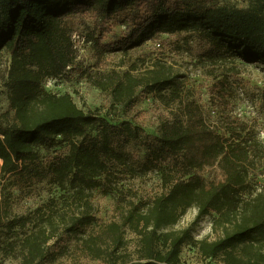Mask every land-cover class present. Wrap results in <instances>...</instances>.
Masks as SVG:
<instances>
[{
    "label": "trees",
    "instance_id": "trees-1",
    "mask_svg": "<svg viewBox=\"0 0 264 264\" xmlns=\"http://www.w3.org/2000/svg\"><path fill=\"white\" fill-rule=\"evenodd\" d=\"M239 1L247 6L223 0H0V56L3 51L9 56V108L0 113V229L26 225L12 217L14 195L8 189L47 180L64 193L61 208H52L42 226L26 233L23 264L50 260L49 243L60 224L66 233L76 234L97 223L90 212L95 190L108 195L126 178L158 167L152 158L138 168L124 150L141 137L140 127L85 112L71 94L44 89L50 79L69 78L78 63V45L93 48L99 69L86 78L110 97L113 112L133 114L140 93L155 94L168 109L158 118V144L172 155L160 171L162 192L147 202L129 201L122 223L106 226L113 245L109 255L126 246L122 229L128 227L139 239L137 259L116 257L110 264H181L186 245L195 246L205 264H264V190L252 186L256 173H264V143L227 139L209 124L201 107L184 98L183 77L166 61L134 73L135 64L128 71L109 70L107 60L110 54H129L160 34L185 32L190 42L209 46L197 62L209 58L221 64L230 54L250 64L264 62V0ZM77 15L93 20L87 35L71 26L70 18ZM115 25L125 27L126 33L105 42ZM213 68L211 100L220 110L232 97L229 76L239 75L240 69L236 64L226 71ZM57 143L65 144L68 153L43 159L42 150ZM214 150L224 152L234 168L198 204L196 153L208 156ZM194 207L198 214L193 225L212 216L213 230L220 232L217 240H196L191 227L172 230ZM97 240L84 239L81 250L99 257Z\"/></svg>",
    "mask_w": 264,
    "mask_h": 264
},
{
    "label": "rangeland",
    "instance_id": "rangeland-1",
    "mask_svg": "<svg viewBox=\"0 0 264 264\" xmlns=\"http://www.w3.org/2000/svg\"><path fill=\"white\" fill-rule=\"evenodd\" d=\"M224 4H234L246 7L247 4L239 0H223ZM70 24L80 34L87 35L93 20L83 16H73ZM126 29L123 26H112L105 36L104 41L110 42L123 36ZM161 44L160 47L156 46ZM78 63L74 66L69 78L50 79L45 82L46 92L57 95L71 94L75 102L85 112L97 111L102 115L132 122L142 129L141 137L129 144L124 150L131 156L138 168L155 159L158 167L140 174L135 178H126L120 182L117 190L106 195L101 190H95L90 198L94 214L98 221L95 225L81 229L76 234L64 231L62 224L56 230L55 238L49 243V261L43 264H110L114 258L132 261L137 259L139 239L128 227L122 229L126 246L113 252L111 235L106 231V226L122 223L124 213L128 210L127 203L135 201H150L162 192L160 171L170 163L172 155L163 150L158 144L159 122L161 113L168 109L160 102L155 94L145 95L140 93L135 112L129 116L113 112L110 97L90 84L86 75L98 71L92 47L78 46ZM209 46L196 41L190 42L187 34H160L151 42L132 50L129 54L115 53L107 57L108 69L128 71L135 64L137 72L152 67L158 60L166 61L175 72L183 77L185 99L195 101L203 110L206 121L219 128L227 139L242 138L245 141H259L264 143V62L246 63L234 54L224 57L221 64L213 60L198 61V56L208 51ZM226 55V54H225ZM238 65L239 75L229 76L230 94L229 106L220 110L214 108L211 100L212 86L216 82L213 72L217 69L226 71L232 65ZM9 66L8 53L3 51L0 56V113H5L9 108V89L7 83V70ZM228 73V72H226ZM111 115V116H110ZM55 153L67 154L65 144L57 143L49 149L42 150V157L46 159ZM234 168L226 154L214 150L205 156L196 153V173L201 179V194L198 204H203L205 198L217 191L226 182L229 171ZM253 181V189L264 190V173L257 172ZM4 181L0 177V187ZM13 193L12 217L21 218L17 228L10 230L7 227L0 229V264H23L24 250L22 243L26 233L42 226L43 218L51 209H60L64 200V193L47 180L35 186L18 189H8ZM75 209V207H74ZM79 212V211H77ZM198 208H191L180 222L172 228L174 231L186 228L194 229L196 240L208 239L215 241L220 237V232H215L212 227L213 218H203L197 225H193L197 218ZM95 236L99 251L97 257L94 253H84L81 250L84 239ZM198 249L193 245L183 247L181 264H205Z\"/></svg>",
    "mask_w": 264,
    "mask_h": 264
},
{
    "label": "built area",
    "instance_id": "built-area-1",
    "mask_svg": "<svg viewBox=\"0 0 264 264\" xmlns=\"http://www.w3.org/2000/svg\"><path fill=\"white\" fill-rule=\"evenodd\" d=\"M74 38L77 40L78 39V37L76 36V35H74ZM149 43V42H148ZM79 46V45H78ZM156 46H158L159 47V44H157Z\"/></svg>",
    "mask_w": 264,
    "mask_h": 264
}]
</instances>
